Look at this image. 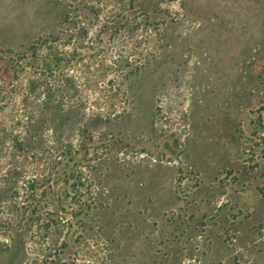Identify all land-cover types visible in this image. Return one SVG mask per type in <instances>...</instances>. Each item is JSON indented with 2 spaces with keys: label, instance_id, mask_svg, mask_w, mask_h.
I'll list each match as a JSON object with an SVG mask.
<instances>
[{
  "label": "rangeland",
  "instance_id": "1",
  "mask_svg": "<svg viewBox=\"0 0 264 264\" xmlns=\"http://www.w3.org/2000/svg\"><path fill=\"white\" fill-rule=\"evenodd\" d=\"M135 2L162 47L131 81L95 207L65 215L55 264H264V0ZM71 4L0 0L6 87L11 58L71 26ZM19 256L0 249V264Z\"/></svg>",
  "mask_w": 264,
  "mask_h": 264
},
{
  "label": "trees",
  "instance_id": "2",
  "mask_svg": "<svg viewBox=\"0 0 264 264\" xmlns=\"http://www.w3.org/2000/svg\"><path fill=\"white\" fill-rule=\"evenodd\" d=\"M81 1L66 13L71 26L11 58L8 87L0 78V249L18 250L17 264H55L65 215L95 207L131 81L162 47V24L135 0Z\"/></svg>",
  "mask_w": 264,
  "mask_h": 264
}]
</instances>
